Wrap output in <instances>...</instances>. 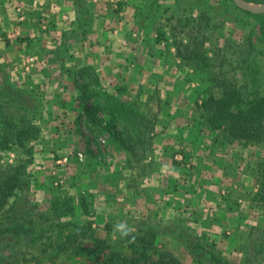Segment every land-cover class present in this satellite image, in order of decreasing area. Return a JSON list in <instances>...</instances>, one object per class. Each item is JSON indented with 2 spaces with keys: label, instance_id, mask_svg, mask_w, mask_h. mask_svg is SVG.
I'll list each match as a JSON object with an SVG mask.
<instances>
[{
  "label": "rangeland",
  "instance_id": "374dc122",
  "mask_svg": "<svg viewBox=\"0 0 264 264\" xmlns=\"http://www.w3.org/2000/svg\"><path fill=\"white\" fill-rule=\"evenodd\" d=\"M88 1L94 3V30L84 42L74 43L65 58L58 61L54 59L53 51L56 44L60 42L62 33L76 24L74 18L72 19L68 12L62 14L60 9L55 13L60 6L52 2L43 5L46 9L41 10L42 14L36 16L35 13H31L30 16L26 9V0H0V26L2 25L0 29V72L6 75L12 85L6 87V92L13 94L16 89H20L19 87L30 85V89L38 92L47 93L49 90L50 93L52 91L60 95L58 99L53 100V105L46 104L43 107L44 118L41 122L40 134L28 143L31 147L30 154H24V157L30 158L28 170L32 174L33 181L31 198L38 204L39 213L53 207L48 202L51 194L69 195L73 197L76 204L78 198L84 196L91 201V209L88 208V211L78 218L82 220V224L91 222L94 233L86 232L84 238L83 235H79L77 244L72 243L65 251L60 250L53 259V264H96L89 254V249L93 246L90 245L92 242L90 234L118 242L119 237L122 239L125 236L124 231L143 232L150 229V225L153 227L151 228L154 230L153 233H156L153 248H157V251H151L153 260L156 259L154 258L156 253L166 250L176 256L182 264H195L196 262L188 255L182 240L176 235L178 231H183L186 236L190 233L213 241L216 250L224 258L239 263L243 256L239 244L247 245L250 228H256L253 236L260 234L264 228V198L251 200L256 206L252 207V210L258 208V211L255 210L251 212L250 217H246L247 220L243 222L244 228L240 230L236 228L233 233L231 228H226L225 231L222 230L221 239L217 241L210 233L201 229L206 224L210 225L214 219H209L210 223L202 216L193 219L190 216L191 213L183 208L176 213L178 216L172 217L171 208L167 206L173 202L182 203L179 198H176L179 196L176 192L187 191L183 183L185 178L182 177L188 176L187 169L189 168L186 167L187 169L182 171L179 168L177 172L178 175L181 172V175L171 177L172 171H168L167 167H162L169 165V162H165L168 158L160 155L156 149L159 147L162 149L165 146L172 150V159H174L175 151L182 148L183 142L179 141V138L166 140V144L156 145L158 143L156 142L153 144L152 149L154 150L150 155L137 161L135 156L133 157L124 150L120 140L113 139L112 131H116L115 129L105 130L95 139L96 136L90 133L88 122L83 116L87 115L83 110L84 107L92 102L81 104L76 97L79 90L75 87L73 80L76 79L78 83H81L82 79L78 77L77 71L86 65H91L98 73L102 86L112 92L118 86V95L128 100L136 99L143 108L146 106V109H151L150 117L156 111L157 106L154 100H149L147 94L159 92V95L163 97L164 95L172 97L167 105L172 115L177 111L181 112L180 116H175L177 121L191 123V117L199 111L195 102L196 97L208 90L217 94L221 85L214 81H221L220 77L232 78L234 71L230 70V73L223 74L218 67L212 66L209 70L218 71V73L211 82L208 77L209 70L198 66L201 62L197 58L187 57L182 44L186 43L189 38H191L190 43L193 44L194 36L198 42L201 40L199 44L190 45L191 48L196 49L195 51L205 48L216 50L217 46L224 45L225 39L228 38L235 41L234 45L229 43L231 48L228 49L229 58L233 57L231 51L235 49L237 51L239 47L236 45L237 42L246 44L249 27H258V31L260 28L261 32H259L263 35L260 34L259 38L264 39V28L259 26L260 21L264 25L262 21L264 13L246 15L240 11L234 12L229 7L227 8L228 5L223 2L224 0ZM242 1L253 6L264 3V0ZM16 3L22 9L24 15L22 19L15 14L13 5ZM121 3L123 4L120 7ZM211 6H217L215 11L218 13L211 12ZM201 8L203 11L209 10L204 17H201ZM48 10H50L49 15ZM59 13H61L60 16ZM63 15L68 18L64 19ZM259 16L262 17L259 18ZM187 17L190 18L189 22H185ZM21 23L26 24L25 27L32 26V29L27 31L29 34L20 33ZM176 41H180L178 43L181 48L180 56H177ZM260 47L264 45L260 43ZM184 49L187 52L186 47ZM208 52V57H213L212 50ZM26 57L33 58L34 62L28 69L26 68ZM231 59L234 66L238 67L241 64L239 57L234 56ZM211 63L217 64L215 61ZM261 63L263 67L264 62ZM220 71L222 74H219ZM236 71L234 75H237L238 84H246L249 79L246 76L243 78L241 68ZM259 90L264 93V80H260ZM7 95L3 99H8ZM71 105L77 106L78 111L71 112L68 108ZM167 116L165 113L158 112L157 120L166 121ZM96 117L101 118V114H97ZM161 124H158L159 128ZM158 127L154 129L155 134L158 132ZM203 127L205 128V125ZM177 132L176 129L172 133L170 131V134L177 135ZM213 133L215 131L210 133L206 129L203 130V134L211 139ZM213 148L217 149L214 145ZM140 149L141 144L132 146L131 153L138 152ZM216 152L233 154V159L238 161L236 163L238 165L240 163L238 169L240 170L243 166L239 176L243 181L241 195L250 200L251 197L247 191L250 189L255 192L257 189L254 184L256 171L264 166V142H258L254 146H241L234 142L233 145L226 147L223 145L222 149ZM79 153L82 154V158L79 157ZM1 154V161L4 163H11L18 157V153L14 150H3ZM231 161L229 159L224 169L227 174L234 175L236 168L233 167ZM160 163L163 164L162 168L157 167ZM198 169H201V164ZM208 169L209 177L205 175L206 178H204V174L199 176L200 178L197 179L199 183L205 181L207 183L208 179L213 176L210 166ZM137 179L140 180L139 183ZM129 182L132 186L134 183L138 184H135L136 198ZM219 194L221 195L222 192ZM213 201L217 203L218 199ZM244 202V199L238 196L232 206L239 209ZM150 205L151 207L157 206L159 214L156 213L157 209L154 214L149 213L147 206ZM75 210L79 213V207ZM53 212L50 210L49 213L52 218ZM212 217L215 218V215ZM48 223L45 220V224ZM55 224L56 220L52 225L53 230L48 229L47 235L51 232L56 234L63 232L62 228ZM107 225L111 230L108 233L105 227ZM120 225L124 226L123 229L119 227ZM52 236L58 241L55 234L52 233ZM116 246L122 247L120 250L124 254L132 256L133 251L130 250L132 248L126 243L120 246L116 243ZM93 247L95 248V245ZM44 256L45 264H49V253H45Z\"/></svg>",
  "mask_w": 264,
  "mask_h": 264
},
{
  "label": "trees",
  "instance_id": "16d2710c",
  "mask_svg": "<svg viewBox=\"0 0 264 264\" xmlns=\"http://www.w3.org/2000/svg\"><path fill=\"white\" fill-rule=\"evenodd\" d=\"M68 1L71 3L76 24L65 30L62 33L60 42L56 44L53 57L58 61L65 58L74 43L87 40L94 27V3L88 0ZM121 1L119 0V2ZM223 2H226L227 8L229 7L234 12L240 11L243 14L251 15L248 11L239 10L232 1L224 0ZM122 4H120V7ZM208 4L211 3L208 2ZM217 8V6H211L210 10L214 12ZM208 11H203L201 8V17H204ZM215 13L218 12L215 11ZM262 16L264 19V14ZM261 17L259 16V18ZM189 21L190 18L187 17L185 22ZM262 21L264 22V20ZM259 26L264 28L261 21ZM259 31L258 27H249L247 29L246 44L240 43V45L237 42L236 45H239L237 51L236 49L231 51L233 57H239L241 64L238 67L233 65L231 59L233 57L229 58L228 55V49L231 48L229 43L234 45L235 41L228 38L225 39L224 45L217 46L216 50L205 48L195 51L196 49L191 48L190 45L199 44L201 40L198 42L194 36L193 44L190 43L191 38L182 44L187 49L186 52L183 47L187 57L200 60L201 63L198 66L207 71L213 66L218 67L223 74L230 73V70L234 73H232L233 79L231 77H220L221 81H214L218 71H208L209 80L218 82L217 84L221 85L220 91L214 94L211 90H208L201 96H197L195 102L198 105V113L191 117V123L182 122L177 128L178 132L175 136L181 137L184 132H187L185 138L196 142L203 138V130L206 129L210 133L215 131L212 139L218 141L220 147L225 144L233 145L234 142L241 146H254L258 142H264V93L258 91L260 80H264V66L262 67V63L260 64V62H264V47H260V43L264 45V39L259 38V35L262 34ZM178 43L180 41L177 42L176 46L177 56H180L181 48ZM209 50H212L213 57H208ZM211 61H215L217 64H213L214 62L211 63ZM231 65H233L232 68H230ZM240 68L243 78L246 76L249 79L246 84L239 85L237 75H234L237 72L236 70H240ZM221 71L219 74H222ZM77 74L82 79L81 83H78L76 79L73 80L75 87L79 90L76 96L77 99L81 104L92 102L83 109L92 122V127L89 129L90 133L94 134L95 139H97V136L102 135L105 130L112 131V129H115L116 131H112L113 139L120 140L128 154L135 156L137 161L143 157L147 158L154 150L152 147L156 141L154 129L158 126V112H160V109L169 112L167 103L172 100V97L170 95H164L163 97L159 95V92L157 94H147L150 101L154 100L156 102V110H159L155 111L150 117L151 109H146V106L143 108L136 99L128 100L118 95V86L114 89V92L108 91L102 86L98 73L94 71L91 65L79 69ZM0 75V264H45L44 254L47 252L50 255L49 264H53V259L59 254L60 250L65 251L70 244H77L79 235H83L84 238L86 232L94 233L91 222L82 224V220L78 218L80 215H84L88 208L91 209V201L84 196L78 198L76 204L73 197L69 195L51 194L48 202L53 207H49L48 211L38 212L39 206L31 198L33 181L32 174L28 170L30 158L24 157V154H30L31 147L28 143L40 134L41 122L44 118L43 107L47 104V101H44L43 92L30 89V85L19 87L20 89H16L13 94L7 93L6 87L10 83L6 75L2 72H0ZM6 95L8 99H3ZM98 113H102L104 116L97 118ZM168 115L171 116L172 114L169 113ZM180 115L181 112H176L173 117ZM169 122L170 118L167 116L166 121H163L160 126L166 127ZM203 125H205V128ZM140 144L141 149L138 152L131 153L132 146H140ZM3 150H14L18 153V157L11 163H4L1 161ZM176 153L182 154L183 159L174 158ZM173 158L172 162L176 166L188 163L185 151L182 148L175 151ZM160 165L158 164L157 167L159 168ZM255 177L254 184L257 189L255 192L250 189L247 191L249 197H251L250 201L260 197L264 198V166L256 171ZM137 180L139 183L140 180ZM232 204H227V202L225 204L224 202L223 207L227 210L236 209L237 207H233ZM77 207H79V213L75 210ZM50 210L54 211L53 218L49 214ZM59 218H62V220L59 221ZM70 218H72V221H70ZM44 219L49 223L45 224ZM55 220V225L61 227L63 232L60 234L51 232L47 235L48 229H52ZM105 227L107 233L111 231L108 225ZM149 228L138 233L124 231L126 235L122 239L119 237L118 242L110 238L107 240L90 234L89 237L92 240L90 245H95V248L92 246L89 249L91 259L96 264H182L176 256L166 250L156 253L155 260L151 259L153 258L151 251H157V248H153L156 233H153L154 230L151 229L153 228L151 225ZM255 229V227L250 228L247 245L239 244L243 251L239 263L224 258L216 250L214 242L204 239L203 236L200 237L190 233L186 236L183 231H178L176 235L182 240L188 255L196 262L195 264H262L264 262V228L260 234L253 236ZM52 233L55 234L58 241L53 238ZM116 243L119 246L126 243L132 248L130 249L133 251L132 256L124 254L120 250L122 247H117Z\"/></svg>",
  "mask_w": 264,
  "mask_h": 264
},
{
  "label": "crops",
  "instance_id": "0c3cea01",
  "mask_svg": "<svg viewBox=\"0 0 264 264\" xmlns=\"http://www.w3.org/2000/svg\"><path fill=\"white\" fill-rule=\"evenodd\" d=\"M51 2L60 6L58 7V9L55 10V13L57 12V10L60 9L59 11H61L62 14L68 12V15H70L71 18L73 19L72 6H71L70 1L68 0H26V9L30 13V16H31V13H35L36 16H38L42 14L41 10L46 9L44 8L45 6L43 5L47 3L50 4ZM47 12L49 15L50 10H48ZM61 13H59V16ZM30 18H33V17H30ZM20 25H22V28H20L19 26H16L17 28L18 27L20 28V33L26 34L28 33L27 32L28 30L32 29V26L30 25H27L26 27H25L26 24L24 23H21ZM1 26H0V29H1ZM93 30H94V27H93ZM7 36L9 37V34ZM56 94L57 92L51 91L50 93L48 90L47 93H44V101H47V104L49 105H53V100L56 97H57L56 99L60 97V95H56ZM74 105H71V107L70 106L68 107L69 110H71V112L78 111L76 109L77 106H74ZM156 111H159V110H156ZM160 112L165 113L166 115H168L169 113L170 114L172 113L171 111L167 113L163 109H160ZM98 114H101V117L104 116L102 113H98ZM83 116H85L86 121L88 122V128H91L92 127L91 120L88 119L87 115H83ZM168 117L170 118L169 125H167L166 127L161 126V128L157 126L158 132L156 133V141L154 142V144L156 142H158L156 145L158 144L160 145L162 143L166 144V140L171 141L176 138H179V140L183 142L182 149H184L185 151V156L187 158L186 161L188 163L186 165L185 164H181L177 166L174 165L172 162L173 160L172 153H171L172 150H169L165 148L164 146L165 149L164 148L161 149L159 147L156 150L159 151L160 155L165 156V158H168V160H166L165 162H169L170 166L169 165L165 166L160 163L161 164L160 167L163 165L162 167L164 168L167 167V169L169 168L168 171H172V174H173L171 175V177H177L181 175V172L179 173V175L177 172L179 168L181 169V171L185 169L186 167L189 168V169L186 168L188 172V176L182 177V178H185L183 183H185L184 188L187 191L176 192V194L179 195L176 198H179L181 200L182 205L180 204V202H176V203L173 202L172 204H170V206H167V208L169 207L171 208L170 213L173 214L172 217L178 216L176 213H179L178 211H180L181 208H183L185 210H188V213H191V217L193 219L198 218L200 216L207 219V222H209L208 221L209 219H214L212 223H210L211 221L209 222L210 225L206 224L201 229H204L206 232L210 233L214 238H216V241L221 239L222 230L225 231L226 228H231L232 233L236 230V228L237 230L244 228L243 222L247 220L246 217H250V215L252 214L251 212H255V210L258 211V208L252 210V207H256V206L253 205L252 201L246 199L245 197H242L241 195L243 192V187H242L243 181H241L239 176L241 174L240 170L242 169L243 166L241 167L240 170L238 169V167L240 166V163L239 165L238 163H236L238 161L233 159V156H232L233 154L231 153L225 154L224 152H216L218 151V149L219 150L222 149V147L219 146L218 141L216 140L214 141L213 139L208 138L206 135H204L203 138H201L199 141L195 142L193 140L189 141L188 139L185 138L187 132H184V135L181 137L175 136V133L170 134V131L171 133L176 131V129L179 128L182 122L177 121V117L174 118L173 115L171 116L168 115ZM157 123L163 124V119L157 120ZM213 145L215 146V148L217 147L216 150L213 148ZM226 146L227 145L225 144V147ZM159 149H161V151ZM226 157L228 159H226ZM229 159L232 160L231 162L233 163V167L236 168L234 175L227 174L226 169H224L225 167H227L226 165L229 163ZM200 164H201V169L199 170L198 167L200 166ZM209 166L211 168V173L213 174V176L211 177V179H208L209 181L207 183H205L206 181L199 183L197 181V179L200 178L199 176L204 174V178H206V176L207 178L209 177L207 175V171L210 172L208 169ZM161 168L159 169L160 173L162 172ZM129 184L132 186L131 182H129ZM133 185H134L132 186L133 194H134V197L136 198L137 197L136 188H135L136 185L135 183ZM217 185L219 186L217 187ZM220 192L224 194V195L221 194L222 196H224L223 199L221 198V195L219 194ZM155 193H157V191H155ZM238 196H240V198L244 199L245 201L242 205L240 204L241 207H239V209L227 210L225 207H223L224 202L225 204L226 202L227 204H232L234 200L236 199V197ZM217 199H218L217 203L216 201L212 202V200H217ZM227 199L228 201H226ZM179 204L182 207H180ZM155 209H157L156 213L159 214L160 211L157 206H154V205L153 207H151V205L147 206V210L149 211V213L152 212L154 214ZM218 210L220 211L218 212ZM212 215H215V218H213ZM227 237H230V236H227Z\"/></svg>",
  "mask_w": 264,
  "mask_h": 264
},
{
  "label": "water",
  "instance_id": "95a60500",
  "mask_svg": "<svg viewBox=\"0 0 264 264\" xmlns=\"http://www.w3.org/2000/svg\"><path fill=\"white\" fill-rule=\"evenodd\" d=\"M231 1L235 4L236 7H238L239 9L243 11H248L253 14L264 13V3L253 6V5L244 3L242 0H231Z\"/></svg>",
  "mask_w": 264,
  "mask_h": 264
},
{
  "label": "built area",
  "instance_id": "2783aa9c",
  "mask_svg": "<svg viewBox=\"0 0 264 264\" xmlns=\"http://www.w3.org/2000/svg\"><path fill=\"white\" fill-rule=\"evenodd\" d=\"M13 6H14L15 14H17L16 16H18V18H19V16H20V18L22 19V15H23V13H22V9H21L20 5H19L18 3H16V4H14ZM23 16H24V15H23ZM63 16H64V19L68 18V17H66L65 15H63ZM18 20H19V19H18ZM67 20H68V19H67ZM26 64H27V67H26L27 69H28L30 66H32V65L34 64V62H33V58H31V57H26ZM178 155H179V157H178ZM79 157L82 158V154L79 153ZM174 158H176V159H178V160H182V159H183V156H182V154H180V153H176L175 156H174Z\"/></svg>",
  "mask_w": 264,
  "mask_h": 264
},
{
  "label": "clouds",
  "instance_id": "9594fccd",
  "mask_svg": "<svg viewBox=\"0 0 264 264\" xmlns=\"http://www.w3.org/2000/svg\"><path fill=\"white\" fill-rule=\"evenodd\" d=\"M119 227H120L121 229H123L124 226H123V225H120ZM125 235H126V233H125Z\"/></svg>",
  "mask_w": 264,
  "mask_h": 264
}]
</instances>
